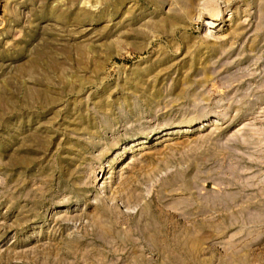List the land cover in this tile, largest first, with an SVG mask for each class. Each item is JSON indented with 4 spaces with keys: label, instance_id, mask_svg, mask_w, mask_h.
<instances>
[{
    "label": "rangeland",
    "instance_id": "obj_1",
    "mask_svg": "<svg viewBox=\"0 0 264 264\" xmlns=\"http://www.w3.org/2000/svg\"><path fill=\"white\" fill-rule=\"evenodd\" d=\"M0 264H264V0H0Z\"/></svg>",
    "mask_w": 264,
    "mask_h": 264
}]
</instances>
